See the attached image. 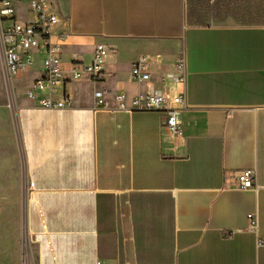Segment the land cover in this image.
<instances>
[{"label": "crops", "instance_id": "obj_1", "mask_svg": "<svg viewBox=\"0 0 264 264\" xmlns=\"http://www.w3.org/2000/svg\"><path fill=\"white\" fill-rule=\"evenodd\" d=\"M50 2L67 79L75 58L90 65L98 44L109 52L102 83L67 80L33 100L24 91L43 53L10 82L3 74L26 156L32 263L264 264V0ZM181 51L183 85L167 78ZM144 56L158 61L139 84L131 69ZM152 87L185 92L179 132L160 111L95 105L97 91L115 106ZM64 91L74 108L41 107ZM244 170L256 172L255 188L236 187Z\"/></svg>", "mask_w": 264, "mask_h": 264}, {"label": "built area", "instance_id": "obj_2", "mask_svg": "<svg viewBox=\"0 0 264 264\" xmlns=\"http://www.w3.org/2000/svg\"><path fill=\"white\" fill-rule=\"evenodd\" d=\"M60 18L50 0H0V40L3 48V67L7 80L28 72L34 63V54L43 53V72L32 84L25 89V96L33 100L44 91L54 92L65 81L79 82L88 80L94 84L105 80L104 64L108 57V48L102 44L95 46L93 61L85 65L75 58L72 64L71 77L66 78L61 70L62 45L54 41ZM65 35H59L58 40H64ZM158 58L144 56L131 69L132 79L144 84L151 80V70ZM175 73L167 78L173 84H185L188 76L187 56L181 51L174 63ZM105 91L95 92V105L108 110L123 112L160 111L166 116L165 125L173 132L180 131L179 117L186 109V94L184 91L169 95L162 90L151 88L146 94H139L128 100L125 96H117L116 105L112 106L105 99ZM46 110H69L75 107L72 97L64 91L60 100L42 97L39 101ZM236 187L248 190L256 187L257 175L254 170H244L233 174ZM251 228H257V218L249 215ZM263 243V242H262ZM23 264H33L26 250ZM98 264H107L98 262Z\"/></svg>", "mask_w": 264, "mask_h": 264}, {"label": "rangeland", "instance_id": "obj_3", "mask_svg": "<svg viewBox=\"0 0 264 264\" xmlns=\"http://www.w3.org/2000/svg\"><path fill=\"white\" fill-rule=\"evenodd\" d=\"M3 63L0 40V161L8 169L6 180L0 178V264H23L32 244L29 180L15 94L4 78Z\"/></svg>", "mask_w": 264, "mask_h": 264}]
</instances>
